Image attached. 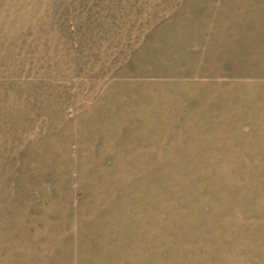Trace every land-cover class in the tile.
Segmentation results:
<instances>
[{
	"label": "rangeland",
	"instance_id": "rangeland-1",
	"mask_svg": "<svg viewBox=\"0 0 264 264\" xmlns=\"http://www.w3.org/2000/svg\"><path fill=\"white\" fill-rule=\"evenodd\" d=\"M0 264H264V0H0Z\"/></svg>",
	"mask_w": 264,
	"mask_h": 264
}]
</instances>
